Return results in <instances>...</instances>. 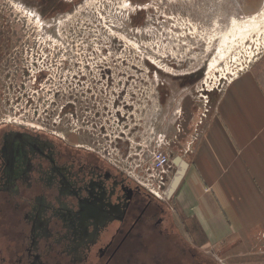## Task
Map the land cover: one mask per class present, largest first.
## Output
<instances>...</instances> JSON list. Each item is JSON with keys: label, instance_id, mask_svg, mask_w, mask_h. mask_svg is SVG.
<instances>
[{"label": "rangeland", "instance_id": "1", "mask_svg": "<svg viewBox=\"0 0 264 264\" xmlns=\"http://www.w3.org/2000/svg\"><path fill=\"white\" fill-rule=\"evenodd\" d=\"M100 1L89 0L84 5L88 11L78 9L59 20L57 29L52 30L48 27L50 21L35 9L39 6L33 5V0H0V55L11 61L7 63L9 73L4 75L0 69L1 76H8L6 85L0 77L3 117L52 130L58 125V131H54L59 135H67L71 143L105 157L134 184L154 192L156 199L169 205L180 243L174 239L173 242L195 250L201 263L264 264V228L243 239L211 238L210 234H213L204 229L206 224L194 217L195 200L190 195L193 189L191 150L199 139L198 130L206 125L207 111L211 109L209 97L212 96L209 93L212 90L220 92L264 52V14H261L264 0H248L239 13L236 12L239 2L232 0L229 19L220 25L216 23L225 6L215 3L200 16H195L206 19L199 22L191 19L196 15L191 6L182 2L177 6L180 12L168 16L182 15L186 20L190 17L193 26L165 27L154 22L150 30L141 25L134 33L127 25V0H118L120 3L116 0ZM90 8L97 9V12ZM254 15L257 16V27L226 33L234 18L243 21ZM159 16L157 12L156 18ZM202 21L210 24L206 26ZM160 22L164 21L160 19ZM225 33L228 37L223 45L221 38ZM63 39L70 40L77 56L86 55L87 50L81 43L83 39L98 42L95 50L101 43L109 47L104 55L117 64L119 71L120 86L116 97L100 96L98 91L89 90L77 94L79 99L83 98L82 104L71 102L73 108L69 111L65 93H7L3 96L2 89L6 91L7 87H15L17 91L19 86L27 91L33 90L37 77L44 78L39 83L41 87L47 86L50 77L42 75L49 73L51 63L57 65L55 85L61 86L58 81H65L63 74L66 72H60L58 64H62L68 54L65 51L67 42ZM97 54L100 52H94L95 56ZM101 60L99 57L93 62ZM21 61L30 67L29 74L25 73ZM185 110L188 111V120ZM80 111L86 116L83 120H79ZM186 122H191L188 131ZM160 144L170 160L164 173L148 170L146 162L150 150ZM183 161L188 167L177 187L172 189ZM183 264H190V261L184 259Z\"/></svg>", "mask_w": 264, "mask_h": 264}, {"label": "flooded vegetation", "instance_id": "2", "mask_svg": "<svg viewBox=\"0 0 264 264\" xmlns=\"http://www.w3.org/2000/svg\"><path fill=\"white\" fill-rule=\"evenodd\" d=\"M33 1V5L39 6L35 9L50 21L48 27L52 30L57 29L59 20L78 9L88 11L84 5L89 2ZM236 1L239 2L237 13L249 3L248 0ZM182 2L188 3L196 14L191 19H198L195 16H200L215 3L225 6L216 23L220 25L229 19L232 0H143L140 3L127 0V25L132 33L141 25L150 30L154 22L165 27L193 26L190 17L186 20L182 15L168 16L180 12L177 6ZM97 9L90 8L93 12ZM157 12L160 13L158 19ZM202 22L206 26L210 24ZM63 40L67 42L65 51L68 54L65 61L58 64L60 72H66L63 74L65 81H58L61 86L55 85L57 65L51 63L52 72L49 70L42 75L50 77L47 86L41 87L39 83L44 78L37 77L33 90L19 86L17 91L15 87H7L6 91L2 89L3 96L7 93H65L69 111L73 108L71 102L82 104L83 98L79 99L77 94L89 90L98 91L100 96L116 97L120 86L119 71L117 64L104 55L109 47L101 43L95 50L98 42L83 39L81 43L87 50L83 57L75 55L70 40ZM94 52L100 55L95 56ZM0 57V69L6 75L10 69L7 63L11 61ZM99 57L101 62L94 63ZM22 67L26 74L30 73V67L24 63ZM0 77L6 85L8 76ZM0 84L2 87V81ZM14 89L16 91L12 92ZM117 100L114 99L115 103ZM3 115L1 108L0 264H183L184 259L190 264H214L201 263L195 250L177 246L180 241L169 205L134 184L105 157L71 143L67 135H59L58 125L52 130ZM84 118V112L80 111L79 120ZM64 125L66 127V121Z\"/></svg>", "mask_w": 264, "mask_h": 264}, {"label": "crops", "instance_id": "3", "mask_svg": "<svg viewBox=\"0 0 264 264\" xmlns=\"http://www.w3.org/2000/svg\"><path fill=\"white\" fill-rule=\"evenodd\" d=\"M210 93L206 125L191 150L192 210L211 238L243 239L264 228V52Z\"/></svg>", "mask_w": 264, "mask_h": 264}, {"label": "built area", "instance_id": "4", "mask_svg": "<svg viewBox=\"0 0 264 264\" xmlns=\"http://www.w3.org/2000/svg\"><path fill=\"white\" fill-rule=\"evenodd\" d=\"M146 158H147L146 162L148 165V170H151L157 173H164L165 170H167L170 160H169V156L162 149L161 144L158 147H155L153 150H150Z\"/></svg>", "mask_w": 264, "mask_h": 264}, {"label": "bare ground", "instance_id": "5", "mask_svg": "<svg viewBox=\"0 0 264 264\" xmlns=\"http://www.w3.org/2000/svg\"><path fill=\"white\" fill-rule=\"evenodd\" d=\"M261 10V9H260ZM261 14H264V10L262 11ZM256 18L257 16H251L249 18H245L243 21H239L237 18H234L232 20V25L228 28V31L226 32L228 35L231 34V33H234L236 31H239V32H242L243 30H246L248 28H255L258 26V23L256 21ZM263 18V17H262ZM241 19V18H240ZM231 20V19H230ZM264 20V19H263ZM263 29V28H262ZM255 30V29H254ZM225 31V30H224ZM252 31V30H251ZM259 31V30H257ZM223 34L222 35V41L223 42V45H225V40L227 39V34ZM247 33V32H246ZM236 37V36H235ZM248 37V36H247ZM229 40V39H228ZM149 251V250H148ZM168 255V254H167Z\"/></svg>", "mask_w": 264, "mask_h": 264}, {"label": "water", "instance_id": "6", "mask_svg": "<svg viewBox=\"0 0 264 264\" xmlns=\"http://www.w3.org/2000/svg\"><path fill=\"white\" fill-rule=\"evenodd\" d=\"M188 167V163L186 161L182 162V166L177 170L176 176H175V182L172 186V189H175L177 185L179 184L180 180L183 177L184 169Z\"/></svg>", "mask_w": 264, "mask_h": 264}]
</instances>
